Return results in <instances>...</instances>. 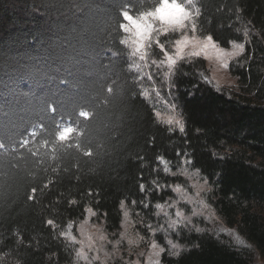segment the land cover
Wrapping results in <instances>:
<instances>
[{
    "label": "trees",
    "instance_id": "16d2710c",
    "mask_svg": "<svg viewBox=\"0 0 264 264\" xmlns=\"http://www.w3.org/2000/svg\"><path fill=\"white\" fill-rule=\"evenodd\" d=\"M152 6L151 0H0V106L15 105L22 91L58 93L62 121L87 124L79 147L73 140L46 155L0 152V264H74L65 227L89 207L108 234L117 233L121 201L141 233L165 248L161 264H264V0H196L198 35L211 33L222 47L243 46L228 65L230 86L208 79L202 57L166 64L155 40L144 62L129 56L118 43L120 11ZM176 37L158 39L168 51ZM62 79L75 88H63ZM165 104L174 107L183 133L175 122H157L154 110ZM79 107L94 113L91 120H78ZM52 119L43 121L46 128L55 127ZM7 135L0 127V137ZM46 138L49 132L38 131L35 140ZM182 163L207 180L201 196L212 216L195 215L173 232L154 206L176 201L173 186L186 185ZM161 224L166 232L153 236L151 228ZM166 235L184 246L179 258L169 255L178 249Z\"/></svg>",
    "mask_w": 264,
    "mask_h": 264
},
{
    "label": "clouds",
    "instance_id": "9594fccd",
    "mask_svg": "<svg viewBox=\"0 0 264 264\" xmlns=\"http://www.w3.org/2000/svg\"><path fill=\"white\" fill-rule=\"evenodd\" d=\"M152 7L147 9H141L138 12L132 13L131 11H120L121 22L118 25L120 36L118 37V43L129 50V56L139 55L141 60L145 59V45L150 39L153 38V34L157 35L155 43L160 50L164 52L168 63L175 64L178 59H183L185 55L190 57H203L206 60H212L213 58H219L223 55L230 54L224 48L220 47L219 41L208 33L204 37H200L197 33V20L200 15V11L196 6V0H151ZM126 8H131L130 5H125ZM127 21V23L125 22ZM115 31V29H113ZM191 32V36L189 35ZM170 33H175L177 39L173 41V48L175 51L176 59L165 49L164 44L160 43L159 36H167ZM103 43V39L100 41ZM111 42V41H109ZM230 44L235 46L234 42L229 41ZM191 46V48H189ZM241 51L243 46H240ZM187 50V51H186ZM112 55H117V52L112 51ZM155 63V61H153ZM132 67V65H129ZM226 67V65H225ZM63 88H75V85L69 79H62L60 81ZM107 93L113 92L111 84L107 85ZM142 96H146V93H142ZM64 107L61 102L60 94H37L33 91H22L20 93V99L15 105L4 107L0 106V127H3L7 135V138L0 137V152L10 153L17 152L23 155L24 152H28L33 156L40 154H47V151L55 153L59 147L68 144L69 142L76 140L77 147H79L80 138L85 136V129L87 124L80 126L79 123L73 124L68 121H62ZM93 112L85 107H79L76 110V116L78 120L87 122L93 117ZM154 116L158 123L172 124L175 122L179 127L181 133L184 132V125L180 120L176 119L172 115H167L159 111L154 110ZM47 118H53L52 123L54 128H46L43 122ZM30 126V127H28ZM25 127H28L27 135H22ZM39 132H49V138L42 139L39 143L36 142L35 137ZM171 131V129H169ZM27 136L33 137L29 140ZM86 155L91 154L89 149L85 152ZM157 160L164 162L163 157H157ZM168 172L169 169L165 168ZM200 170L196 169L198 173ZM174 175V173H173ZM207 184V180L204 181ZM47 186V185H46ZM141 192L144 191V185L140 186ZM211 189H209L210 191ZM33 193L35 189L32 190ZM173 191L179 194L180 200L192 203L193 198L186 195L182 188L177 185L173 188ZM199 196V192L196 193ZM135 201H133V204ZM177 201H173L172 205H166V203H157L155 208L157 211L154 213L156 216L163 215L167 218L168 228L173 232H176L180 226H183L184 221L191 223L192 217L198 214V209L193 207L190 215H185L182 209H177L175 217L169 215L168 208L174 207ZM201 203H203L201 201ZM125 202L121 201L120 207L123 210ZM147 207V205H145ZM128 212L124 211L125 220L128 219ZM48 224H53V221H47ZM72 224L69 222L68 227L71 228ZM122 226L124 223L122 221ZM151 228V226L149 225ZM158 231H165L164 225L161 224L160 228H151V233L154 236ZM199 231V229H198ZM62 235H64L62 233ZM123 235V234H122ZM74 239V238H73ZM143 239V237H140ZM165 242L171 246V248L178 249V251H170L169 255L173 258H179L180 251L183 249V245L178 242L174 243L170 236H165ZM131 243V241H130ZM165 252V248L160 245L155 239L151 241L149 245L148 260L151 264H161V254Z\"/></svg>",
    "mask_w": 264,
    "mask_h": 264
},
{
    "label": "rangeland",
    "instance_id": "374dc122",
    "mask_svg": "<svg viewBox=\"0 0 264 264\" xmlns=\"http://www.w3.org/2000/svg\"><path fill=\"white\" fill-rule=\"evenodd\" d=\"M125 22L127 23V21ZM189 35L191 36V32H189ZM156 38L157 35L154 33L153 38L146 42L145 49L143 50L145 53V59L141 60L139 58L140 54L135 56L136 59L141 62H144L147 59L149 55V45L151 41L155 40ZM177 38L178 37L175 39ZM240 46L241 45H232L230 47L220 46L227 50V52L230 54L223 55L219 58H213L212 60L204 59L207 63V67L209 68L208 79L215 85L230 86L233 84L234 80L229 74L228 65L230 61L240 53ZM189 48H191V46H189ZM167 52L172 56L173 59H176L173 43L170 45V50ZM185 57L190 56L185 55ZM164 61L168 65H173L168 63L166 57ZM157 93L159 94V88ZM162 100L166 99L163 98ZM169 108H171V110H169ZM158 111L167 115H172L177 119V116L174 113V107L171 104L170 106L165 104L164 109ZM180 170L181 173H179L184 177L186 185L179 186L186 195L193 198L191 204L186 202L188 204V208L182 209L184 214L190 215L193 207H195L199 210L196 216L203 215L211 217L212 211L205 209L204 203H201V201L203 202L201 192L206 189V186L200 177V174L196 172V169L191 168L187 163H182ZM175 186L177 185H174L173 188ZM197 192H199V196L196 195ZM175 200L177 202L183 201L180 200L179 194H177ZM175 206L172 210L174 218H176L175 213L178 209ZM181 207L184 206L181 204ZM124 211H127L129 214L127 220L124 218ZM122 221L124 226H122ZM122 221L120 229L117 233L108 234L103 227L102 221L95 219L92 210L88 207L87 214L82 220L73 224L71 223V228H69L67 225L63 230V234L64 237L71 242L76 250L74 264H151L147 258L149 245L151 244L152 239L145 237V235L141 233L140 229L137 227V224L130 215L129 210H127L125 206L122 210ZM230 233L234 236L236 243L245 245L242 238L232 231H230ZM140 237H143V239H140ZM257 261L261 263L263 259L258 257Z\"/></svg>",
    "mask_w": 264,
    "mask_h": 264
}]
</instances>
